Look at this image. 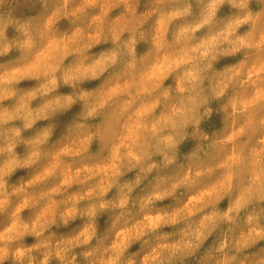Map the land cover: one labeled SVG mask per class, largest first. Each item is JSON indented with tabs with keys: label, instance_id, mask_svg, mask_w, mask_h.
Instances as JSON below:
<instances>
[{
	"label": "clouds",
	"instance_id": "clouds-1",
	"mask_svg": "<svg viewBox=\"0 0 264 264\" xmlns=\"http://www.w3.org/2000/svg\"><path fill=\"white\" fill-rule=\"evenodd\" d=\"M0 264H264V0H0Z\"/></svg>",
	"mask_w": 264,
	"mask_h": 264
}]
</instances>
